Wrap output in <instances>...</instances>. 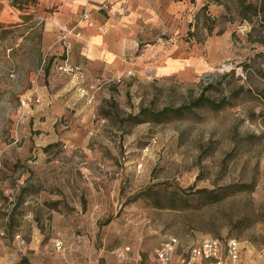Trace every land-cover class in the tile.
Segmentation results:
<instances>
[{
	"label": "rangeland",
	"instance_id": "1",
	"mask_svg": "<svg viewBox=\"0 0 264 264\" xmlns=\"http://www.w3.org/2000/svg\"><path fill=\"white\" fill-rule=\"evenodd\" d=\"M184 18L155 37L196 69L162 78L66 73L41 18L0 24V264H161L168 246L169 264H264V0H194ZM228 186L243 190L199 193Z\"/></svg>",
	"mask_w": 264,
	"mask_h": 264
},
{
	"label": "crops",
	"instance_id": "2",
	"mask_svg": "<svg viewBox=\"0 0 264 264\" xmlns=\"http://www.w3.org/2000/svg\"><path fill=\"white\" fill-rule=\"evenodd\" d=\"M40 1L37 9L26 10L17 0H0V24L41 18L47 34L62 36V29H75L62 50L70 66L83 70L81 75L119 76L143 69L147 75L162 78L196 69L195 58H170L161 36L155 37L161 31L182 29L194 0ZM105 2L110 10L102 9Z\"/></svg>",
	"mask_w": 264,
	"mask_h": 264
},
{
	"label": "built area",
	"instance_id": "3",
	"mask_svg": "<svg viewBox=\"0 0 264 264\" xmlns=\"http://www.w3.org/2000/svg\"><path fill=\"white\" fill-rule=\"evenodd\" d=\"M102 9L104 10H110L111 6L109 3L105 2L101 5ZM85 17H87L85 15ZM75 31V29H62L61 32L63 33L61 40L63 41L64 46L66 47L68 45V39L69 36L71 34H73ZM77 36H79V34H76ZM61 70L63 72L66 73H70V72H74V71H78V68L72 67L68 64L67 61L64 62V65L61 67ZM228 255L231 259V261H233L234 263H238L239 261V246L237 244V242L235 241H229L228 243ZM129 251V249H127L126 251H122L121 253H119V256H124L125 253H127ZM172 251V247L168 246L163 248L162 250L158 251L157 256H158V261L161 264H169L170 258H169V252ZM203 253L206 256L208 253H210L211 256H217L218 252H219V243L217 241L215 242H208L204 245L203 247ZM201 249L195 250L194 253L198 254L201 256L202 254Z\"/></svg>",
	"mask_w": 264,
	"mask_h": 264
},
{
	"label": "trees",
	"instance_id": "4",
	"mask_svg": "<svg viewBox=\"0 0 264 264\" xmlns=\"http://www.w3.org/2000/svg\"><path fill=\"white\" fill-rule=\"evenodd\" d=\"M212 104L213 103L209 99L205 98L204 95H202L196 101H194L189 107H180L176 110L165 109L160 113L151 112L150 114H146V115L142 113L138 116L132 117V120H134L136 124H141L144 122H161L162 120L166 118L168 119L169 118L167 117L168 115H173L174 117H181L185 112H190L194 108H202V107H207V106L209 107V106H212ZM234 188H237V187H234V186L226 187L225 191L227 192L224 193L221 197L216 191L201 190L199 193L204 194L202 195V198L204 200H207V202L209 203H214L224 197H227L230 194H233L234 192L243 190L241 189V187H238L239 189H234ZM228 190H231V191H228Z\"/></svg>",
	"mask_w": 264,
	"mask_h": 264
}]
</instances>
